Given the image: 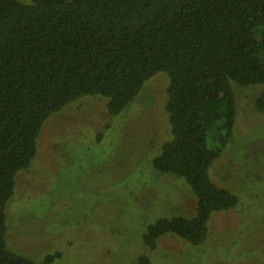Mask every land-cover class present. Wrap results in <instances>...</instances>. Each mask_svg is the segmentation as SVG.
Wrapping results in <instances>:
<instances>
[{"label": "trees", "instance_id": "1", "mask_svg": "<svg viewBox=\"0 0 264 264\" xmlns=\"http://www.w3.org/2000/svg\"><path fill=\"white\" fill-rule=\"evenodd\" d=\"M157 73L169 79L171 139L152 167L182 179L196 204L192 218L155 220L142 242L153 250L173 234L200 245L210 215L238 204L209 169L232 137L231 84L264 88V0H0V264L60 257L35 263L6 243L16 175L30 168L45 121L87 96L116 116ZM254 105L264 112V89Z\"/></svg>", "mask_w": 264, "mask_h": 264}, {"label": "rangeland", "instance_id": "2", "mask_svg": "<svg viewBox=\"0 0 264 264\" xmlns=\"http://www.w3.org/2000/svg\"><path fill=\"white\" fill-rule=\"evenodd\" d=\"M168 85L165 73L155 74L113 117L105 99L87 96L45 121L30 168L16 175L8 249L35 263L58 252L50 264H137L140 256L150 264H264V112L254 105L261 85L231 84L232 137L209 169L237 197L236 207L210 215L200 245L173 234L160 236L153 250L143 245L155 220L195 215L186 183L152 167L171 139Z\"/></svg>", "mask_w": 264, "mask_h": 264}]
</instances>
